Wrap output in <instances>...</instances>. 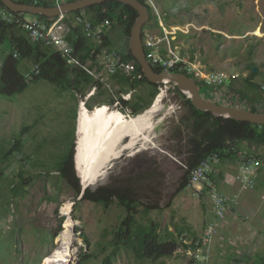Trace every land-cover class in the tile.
<instances>
[{
	"label": "rangeland",
	"instance_id": "obj_1",
	"mask_svg": "<svg viewBox=\"0 0 264 264\" xmlns=\"http://www.w3.org/2000/svg\"><path fill=\"white\" fill-rule=\"evenodd\" d=\"M42 1L58 4L66 0ZM145 2L151 9L152 17L143 26V37L160 38L162 28L167 31H171L172 27L183 30L168 35L177 53L202 71L236 74L237 77L231 80L235 83L234 94L243 91L256 96V109H264V96L258 91V85L264 81V0ZM63 25L61 22V27ZM56 32L64 34L65 31L60 28ZM105 32L114 49L125 50L128 37L122 33L118 22L112 20ZM3 58V46H0V64ZM250 63L256 66L257 73L252 79L253 86L247 87L243 78L249 73L247 66ZM106 84L108 88H101L104 94L102 100L98 101L91 100L95 94L90 91L91 86L73 85L66 92L59 93L44 75L37 82L29 83L20 93L11 96L0 94V150L8 148L24 126H30L20 137L21 151L12 152L0 178V264L43 263L44 258L59 246L57 237L70 225L68 220L72 222L73 243L71 259L66 264H105L104 259L110 253V232L125 211L116 200L107 206L79 200L74 209L79 196L75 197L67 182L56 175L54 161L68 141L73 144L75 154L74 137L82 178L84 166L90 157L87 128L98 109L106 107L109 111L119 112L125 119L135 116L126 115L119 104L114 106L109 101L110 98L116 100L118 85L110 79H106ZM197 86L201 94L208 91V98L221 101L211 94L215 88L205 90ZM143 89L144 85L134 92ZM79 90L81 94L76 92ZM237 98L235 95L232 100ZM155 99L158 100V109L149 115L148 132L142 131L131 148L121 151L127 139L120 141L116 146L117 156L104 165L101 176L86 186L90 190L104 186L119 187L135 202L137 220H151L158 224L160 231L171 233L178 247L170 256L155 261H137L129 251L121 249L109 259V264H187L191 258V242L203 231L204 203L208 205V197L204 194L195 197L192 186L177 189L182 182L184 160L188 155V109L166 82L159 84L149 107ZM246 102L235 101L240 105ZM85 104L90 105V109L84 108ZM237 156L238 153L232 156V160H236ZM20 173L23 183L16 195H11L9 188L19 181ZM81 178H78V182L80 179L83 184ZM67 203L70 205L69 217L64 213ZM144 206L150 209L141 213ZM83 252L91 255L81 262ZM225 258L237 264L238 255L234 250L231 249Z\"/></svg>",
	"mask_w": 264,
	"mask_h": 264
},
{
	"label": "trees",
	"instance_id": "obj_2",
	"mask_svg": "<svg viewBox=\"0 0 264 264\" xmlns=\"http://www.w3.org/2000/svg\"><path fill=\"white\" fill-rule=\"evenodd\" d=\"M138 1L147 7L149 18H151V9L145 0ZM16 2L34 3L44 6L54 4V1L46 3L42 0H17ZM0 5H2L1 2ZM12 13L14 15L20 14L22 16L29 15L26 13ZM76 16L84 17L85 20L90 22L93 26H96L103 20L109 21V24H111L112 20H115L121 25L122 33L128 37L136 12L128 5L115 1H105L88 6L83 10H77L62 15L61 19L66 24L64 37L73 47V55L81 63L89 60L90 66H94L97 64V58L101 54V50L105 49L106 51H111L114 48L106 32L101 34V38L98 41L86 38L81 24L75 19ZM32 17L45 21H52L57 18H47L39 15ZM142 37L143 27L141 38ZM0 46H3L4 52V58L0 64V94L3 96H11L22 92L29 83L37 82L38 78L43 75L49 78L50 84H52L59 93L66 92L73 85L85 84V86L88 87L91 83L90 78H82V80H79L80 74L77 73L76 78L71 85L67 80L66 67L59 52L44 45L40 41L30 40L25 32L14 22L8 23L0 20ZM118 53L124 62L132 63L133 71L128 75L122 72H116L110 76V80L118 85V94L117 96L115 95V99L118 101L122 111L125 112L127 110V114L136 115L149 107L157 93L159 83H150L143 77L138 64L129 53L127 45L124 51H119ZM150 65L157 72L163 70L155 64ZM34 66H36L38 70V73L35 75L31 72V69H33ZM252 68H256V66L253 63H250V65L247 66L249 73L243 78L244 83L248 85L247 87L253 86L252 79L257 73L256 71L253 72ZM169 71L175 72L176 69L172 68L169 69ZM26 73L30 74V78L25 76ZM138 74L140 76L136 77L135 75ZM229 82H226L211 91V94L221 101H215L208 98V94H201L200 90L199 93L203 98L217 103L242 107L250 111L257 110L256 106L252 103H244L241 105L235 103L236 100L240 101L241 99H244L245 93L239 91V93L234 94L235 89L229 87ZM168 84L171 86L172 92L176 94L181 99L182 104L187 107L189 112L188 117L190 119V134L187 138L188 155L184 160L185 169L182 182L177 188L178 190L187 186L188 171L190 168L197 165L207 155L215 154L219 163L226 159H233L232 156H235V154L238 153V145L241 143H246L247 145L254 147L264 145V125H255L244 121H236L231 118L213 116L208 111L197 110L191 105L189 99L179 92L174 85L171 83ZM142 85L145 86V89L141 92L135 93L134 91L136 88H139ZM76 92L80 93V90ZM130 92L131 94H129L127 100L121 99L120 94ZM133 93L134 95H132ZM103 94L104 90L100 89L92 96L91 100L98 101ZM226 94L236 95L238 98L235 101L232 100V98L222 100ZM81 96L83 97L84 95ZM109 101L112 103L113 100L110 98ZM84 106L85 108L90 109V105L86 106L85 104ZM262 111H264V109ZM29 128V125L24 126L19 133L20 136L18 135L14 137L8 148H1L0 163H2V166H0V178L2 177L4 169L8 165V160L12 152L21 151L22 143L20 137ZM73 142L75 149L74 166L73 144L68 141L64 148L60 150L61 152L58 158L54 161V171H56V175H58L60 179L67 182V184L73 189L74 196L77 197L81 189L78 182V178H81V171L78 163L79 152L75 147L74 137ZM248 157L253 156L244 155L241 156V160ZM43 165L44 164H41V166ZM74 167L76 174L74 172ZM18 179L19 181L12 184L9 188L11 195H16L15 192L18 191L21 183H23L21 173L18 174ZM79 200L100 203L103 206H107L112 200H116V203L125 211L124 216L110 232L111 237L108 242L110 245V253L104 259L105 264H109V259L114 257L121 249L129 251L137 261H155L170 256L178 247V242L171 237V233L167 230L160 231L158 224L151 220L146 222L137 220L135 217L137 213L135 202L119 187L104 186L95 190H90L87 186L83 189L81 196L74 203V209L77 208ZM149 209L150 207L144 206L141 213H146ZM56 231H59L58 227ZM82 240L86 242L84 237H82ZM185 247L187 246L185 245ZM89 255L91 254H86L85 252L81 253V262L85 261Z\"/></svg>",
	"mask_w": 264,
	"mask_h": 264
},
{
	"label": "built area",
	"instance_id": "obj_3",
	"mask_svg": "<svg viewBox=\"0 0 264 264\" xmlns=\"http://www.w3.org/2000/svg\"><path fill=\"white\" fill-rule=\"evenodd\" d=\"M61 17L62 16H59L52 21L40 20L35 17L26 18L20 14L14 15L3 5H0V20L8 23H16L30 40L40 41L44 45L59 52L64 60L67 80L71 85L78 73L80 74L79 80H82V78L91 79L89 85L91 86L90 91L96 94L101 88L108 86L106 84V79H109L114 73L122 72L128 75L133 71L132 63L124 62L118 53L119 51L116 49L111 51L104 50L101 53L100 59L97 60V64L94 66H90L89 60L81 63L73 55V47L66 41L64 37L65 32L64 34H58L56 32V29L60 28L66 31V24L62 21ZM75 19L81 24L84 36L93 41L100 40L101 34L105 32L109 26V21L107 20H103L96 26H93L82 16H76ZM61 22L65 24L62 27ZM162 29L163 34L160 38H153L148 35L142 37L143 51L149 64H155L165 71H169V69L172 68L177 71V69L180 68L182 72L193 78L196 84L203 87L205 90L217 88L237 77L236 74H228L224 71H202L192 62L187 61L185 57L177 53L175 47L170 44L168 35L174 34L176 30H183L177 27H172L171 31H167L165 28ZM31 72L34 75L38 73L36 66L31 69ZM25 76L30 78L29 73H26ZM135 76L139 77L140 75L138 74ZM258 91L264 95V81L259 84ZM204 94L210 95L208 91ZM120 97L122 100H127L129 98V93L120 94ZM112 104L116 106L118 105V101L113 100ZM125 112L126 115H128L127 110ZM217 163L218 160L216 155L210 154L188 171L187 186L193 187V195L195 197L201 194L208 197L214 217L212 221L208 222L203 228L200 239H195L191 242L192 254L187 264H211L207 252L202 249L207 247L212 233L219 221L223 218L225 211L236 203L235 196H226L218 192L216 188L213 177L215 172L214 166ZM259 164V159L254 157H248L240 161L238 164L237 179L241 191H247L254 187L255 171Z\"/></svg>",
	"mask_w": 264,
	"mask_h": 264
},
{
	"label": "crops",
	"instance_id": "obj_4",
	"mask_svg": "<svg viewBox=\"0 0 264 264\" xmlns=\"http://www.w3.org/2000/svg\"><path fill=\"white\" fill-rule=\"evenodd\" d=\"M228 85L233 88L235 83L230 81ZM232 96L235 95L226 94L222 100ZM255 97L245 94V99L241 100L257 106ZM244 155L253 156L260 161L255 171V185L247 191L240 190L237 179L238 164ZM214 168L218 192L235 196L236 203L225 211L219 226L217 225L215 236L202 250L207 252L211 264H236L234 260L232 262L225 258L231 249L238 255L237 264H264V145L254 147L241 143L238 145L236 160L226 159L217 163ZM204 204L203 228L214 217L210 201L208 205Z\"/></svg>",
	"mask_w": 264,
	"mask_h": 264
},
{
	"label": "water",
	"instance_id": "obj_5",
	"mask_svg": "<svg viewBox=\"0 0 264 264\" xmlns=\"http://www.w3.org/2000/svg\"><path fill=\"white\" fill-rule=\"evenodd\" d=\"M105 1L119 2L121 4L128 5L135 10L136 16L129 30L127 46L129 53L138 64L141 74L148 82L159 84L162 82L171 83L178 89L179 92L184 94L189 99L194 108L200 111H208L213 116L231 118L236 121H244L255 125H264V111H250L242 107L221 104L203 98L199 93V88L194 79L183 73L180 68H178L175 72L165 70L159 72L155 71L145 58L141 38L142 27L149 19V12L147 7L138 0H71L50 6L37 5L34 3H22L14 0H0L2 5L11 12L26 13L31 16L39 15L47 18L59 17L69 12L83 10L88 6ZM252 71L255 72L256 68H252ZM79 183L81 184L80 193L78 195L80 197L83 189L87 186L83 185L81 181H79Z\"/></svg>",
	"mask_w": 264,
	"mask_h": 264
},
{
	"label": "bare ground",
	"instance_id": "obj_6",
	"mask_svg": "<svg viewBox=\"0 0 264 264\" xmlns=\"http://www.w3.org/2000/svg\"><path fill=\"white\" fill-rule=\"evenodd\" d=\"M157 103L158 100L155 99L148 109L128 119H125L119 112L109 111L106 107L98 109L96 116L92 118L87 128L89 129L90 157L82 173L83 185L91 183L104 173L101 170L112 157L117 156L118 151L116 146L120 141L127 139L120 150L118 148L119 151L131 148L134 145V140L138 138L137 136L140 135L142 131L147 130L148 132L150 129L148 118L151 113L158 109ZM144 135H146V133ZM69 209L70 205L67 203L64 208V213L66 216L68 215V217ZM68 221L70 225L65 227L57 237L59 246L56 247L48 257L44 258L41 264H55L57 261H63V264H66L69 259H71L73 239L71 238L70 226H72V222L71 220ZM202 233L197 239H200Z\"/></svg>",
	"mask_w": 264,
	"mask_h": 264
}]
</instances>
